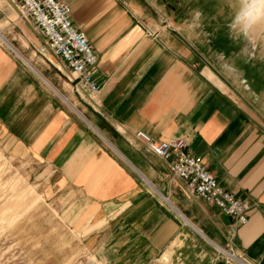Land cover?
Masks as SVG:
<instances>
[{
	"label": "crops",
	"instance_id": "obj_1",
	"mask_svg": "<svg viewBox=\"0 0 264 264\" xmlns=\"http://www.w3.org/2000/svg\"><path fill=\"white\" fill-rule=\"evenodd\" d=\"M59 1L96 53L100 92L76 94L64 63L37 53L42 35L0 0V140L81 217L84 248L100 264H214L226 245L232 219L188 195L142 132L188 139L218 184L251 205L234 245L264 264L261 94L244 95L182 27L152 23L156 0Z\"/></svg>",
	"mask_w": 264,
	"mask_h": 264
},
{
	"label": "rangeland",
	"instance_id": "obj_2",
	"mask_svg": "<svg viewBox=\"0 0 264 264\" xmlns=\"http://www.w3.org/2000/svg\"><path fill=\"white\" fill-rule=\"evenodd\" d=\"M156 5L160 14L149 8L147 18L159 26L182 27L198 53L244 95L249 88L261 94L264 114V21L249 36L237 37L228 27L226 0H156ZM36 172L30 160L0 140V264H100L84 248L81 217L51 199Z\"/></svg>",
	"mask_w": 264,
	"mask_h": 264
},
{
	"label": "built area",
	"instance_id": "obj_3",
	"mask_svg": "<svg viewBox=\"0 0 264 264\" xmlns=\"http://www.w3.org/2000/svg\"><path fill=\"white\" fill-rule=\"evenodd\" d=\"M16 5L21 19L29 23L44 38L37 53L49 61L54 56L64 63L67 73L58 71L81 96L85 92L97 95L100 87L96 81L97 56L86 35L77 29L71 19L67 4L59 0H11ZM0 42L3 36L0 32ZM136 138L145 141L149 151L167 164L171 177L185 186L192 197L214 205L232 223L227 231L224 247H216L214 264H250L234 245L238 229L248 222L251 205L223 189L200 158L192 155L186 138L155 141L148 135L137 132ZM78 264H95L82 260Z\"/></svg>",
	"mask_w": 264,
	"mask_h": 264
},
{
	"label": "clouds",
	"instance_id": "obj_4",
	"mask_svg": "<svg viewBox=\"0 0 264 264\" xmlns=\"http://www.w3.org/2000/svg\"><path fill=\"white\" fill-rule=\"evenodd\" d=\"M226 3L231 9L228 27L234 36H249L257 23L264 21V0H226Z\"/></svg>",
	"mask_w": 264,
	"mask_h": 264
}]
</instances>
